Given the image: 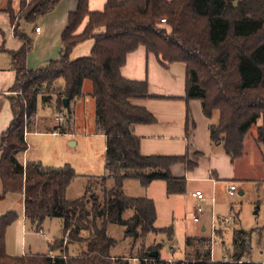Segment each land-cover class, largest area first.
Listing matches in <instances>:
<instances>
[{
	"label": "trees",
	"instance_id": "obj_1",
	"mask_svg": "<svg viewBox=\"0 0 264 264\" xmlns=\"http://www.w3.org/2000/svg\"><path fill=\"white\" fill-rule=\"evenodd\" d=\"M62 1L25 2L19 22L8 9L22 48L8 53L17 80L12 90L16 96L10 99L13 123L0 146V205L10 195L24 196L25 217L38 233L47 220H61L63 230L49 246L48 255L14 258L7 253V234L19 216H3L0 264H118L112 257L118 242L110 237L111 226L125 228L127 237L136 241L151 235L174 239L173 227L156 228L154 201L131 199L124 191L128 181H138L144 188L164 182L168 197L185 196L187 180L176 179L171 170L177 165L189 172L196 168L189 155L166 158L141 153L136 128L156 125L157 120L134 102L154 98L147 82L128 81L122 75L129 56L140 49L156 57L165 69L178 64L186 67L187 101L200 102L209 120L219 113V125L210 127L211 143L223 146L233 163L243 157L255 127L257 143L264 147V0H108L104 13H91V0H80L77 11L69 16L60 58L30 71L35 41L22 31L21 23L34 24L54 13ZM86 20L88 27L79 34ZM89 41L95 42L91 56L72 61L74 51ZM61 81L64 86L58 88ZM86 82L93 85L96 132L107 137L108 175L86 178L90 182L85 196L69 201V189L80 178L72 167L56 169L32 162L24 167L20 157L29 150L26 134L36 123L40 98L50 103L52 98L45 95L58 92L60 113L72 118L71 104L84 98ZM65 100L70 103L67 109ZM60 132L65 133L61 127ZM129 211L133 215L126 219ZM257 234L264 238V230ZM254 236L255 232L236 231L233 256L219 263L213 261L208 240L188 239V248L198 246L196 260L179 264H258L251 261ZM161 249L156 250L157 258H151L155 252L149 251L138 260L169 264L162 262Z\"/></svg>",
	"mask_w": 264,
	"mask_h": 264
},
{
	"label": "crops",
	"instance_id": "obj_2",
	"mask_svg": "<svg viewBox=\"0 0 264 264\" xmlns=\"http://www.w3.org/2000/svg\"><path fill=\"white\" fill-rule=\"evenodd\" d=\"M31 1L0 0V146L4 134L9 131L14 119L10 99L14 96L12 90L16 84L17 74L13 69L12 59L8 53L18 52L22 48V43L15 36L16 26L12 25L11 14L8 12V9H12L19 22L23 3L26 2L29 4ZM79 3L80 0H63L54 13L36 20L34 24H37L38 21H40V24L35 28L32 36L25 32L24 24L27 23H21L22 31L35 41L34 51L30 55L28 62L30 71H38L46 68L51 62L57 61L60 58L62 52V37L67 29L69 16L77 11ZM107 4L108 0H91L89 4L90 12L104 13ZM88 24L89 20H86L80 28L79 34L85 32ZM38 29H41L40 34L37 33ZM94 45V41H89L79 46L74 51L72 61L90 57ZM122 75L128 81L138 83L147 82L150 86V94L154 98L134 102L135 106L145 108L157 120L156 125L139 126L136 128V136L141 140L142 155L144 157L166 158H182L189 155L196 167L192 172H189L187 167L183 165L174 166L171 170L172 175L176 179L187 180V194L185 196L168 197L167 185L164 182H155L148 188L143 187L146 196L145 198L137 199L154 201L158 213V221L156 224L158 230H163L157 227L161 217L158 205L159 200L166 201L165 203L172 208L173 215H176L175 210L177 207L181 208L184 203L191 204V217L193 222L200 224L202 216L198 222L194 220L196 209L199 206L196 198L197 193H203L205 195L207 198V203L205 204H212L211 211L213 216H216V198L221 193L224 185L230 186L228 190L232 186L237 187L238 192L240 194L243 193V196L246 195L245 188L251 187L252 185L257 186L260 191L264 190V147L257 144L256 138L254 139L253 145L251 144V149L248 150L246 141L243 157L233 163L226 155L223 146H215L211 143L210 127L214 126V118L209 120L204 116L200 102L187 101V69L184 65L178 64L169 69H165L160 65L156 57L148 55L145 49H140L129 56L127 65L122 70ZM63 86V84H58V88H63ZM57 102L58 97L54 96L50 102V106L60 112ZM83 104V99L77 100L71 104V109L73 108L78 111ZM61 114L64 115L65 122H67V113L62 112ZM60 127L64 129V134H61ZM80 132V137H90L89 139H100L104 141L107 154L106 136L98 134L97 132L92 133L93 135H84L82 134V130ZM76 133L77 129L72 127L69 122L65 126L62 125L59 127L55 123H50L49 126L43 129L41 120L38 119L37 115L35 125L26 134V142L29 150L20 157V163L24 167L31 162L44 165L42 159H33L31 156L36 144L31 145V138L38 139V142L44 137L69 139L71 136H76ZM68 142L74 148L79 146V143H74L75 141L71 142L69 140ZM87 162L90 165L92 164L90 160H87ZM66 166L75 168L74 170L76 172V166L73 162L67 163ZM107 175L106 160L105 177ZM78 176L80 178H101ZM19 197L18 203H21L22 211L21 215L16 213L19 216V221L8 231L7 253L14 258L46 256L49 254V246L55 241H49V237L45 231L46 224L43 226V232L38 233L36 227L26 219L25 198L24 196ZM5 203H7L6 200L0 205V219L9 213H14L13 207L15 203L9 202L3 208L2 205ZM232 211H234V208H232ZM218 216L220 215L218 214ZM239 217V215L236 217L237 221H239ZM58 221L60 222H57V227H60V232H62L63 222L61 220ZM263 230L264 227L247 231L255 232L252 242L253 250L251 261L258 264H264L262 260H255L257 249L264 245V238L257 233ZM201 231L202 234L207 233L205 227ZM204 238L199 235H193L187 238V240ZM54 239L56 240L57 237H54ZM45 243L49 246H46ZM72 251L77 254L76 248H73ZM136 261L134 260L133 262L136 264ZM224 261L229 260L225 259Z\"/></svg>",
	"mask_w": 264,
	"mask_h": 264
},
{
	"label": "rangeland",
	"instance_id": "obj_3",
	"mask_svg": "<svg viewBox=\"0 0 264 264\" xmlns=\"http://www.w3.org/2000/svg\"><path fill=\"white\" fill-rule=\"evenodd\" d=\"M40 24V21L34 25L24 24L25 32L32 36L35 28ZM75 61V60H74ZM63 84V81L60 82ZM46 93V91H45ZM58 92L46 94V98L50 99L56 96ZM16 96V95H14ZM13 96V97H14ZM84 104L77 111L71 109L73 117L67 116V122L77 129L76 136H71L69 139H57L53 137H44L38 142V139L31 138V145L35 144L33 148V159H42L44 165L56 169L64 168L67 163L73 162L76 166V172L81 176L105 177L106 175V150L105 143L100 139H89L90 137H80L79 133L93 135L96 129V101L93 98V85L91 82H86L84 87ZM81 102V101H80ZM62 114L55 108L50 106V103L44 101L41 97L38 108V119L41 120L43 129L49 126L50 123H55L57 126H65L57 122ZM220 121L219 113L214 116V126H218ZM260 126V124H259ZM81 128V129H80ZM79 137H78V136ZM258 138V127H255L247 137V149H251L254 139ZM75 141L79 143L77 148L70 146L68 141ZM257 141V140H256ZM258 144V143H257ZM259 145V144H258ZM87 160H90V165ZM75 169V168H74ZM90 180L85 177L79 178L70 189L69 201H76L85 196L86 188ZM229 185L222 187L221 193L216 198V216H213L211 207L212 204H204V214L201 217L200 224H195L191 217V204L184 203L181 208H176V215L172 214V208L165 202L159 200V211L161 217L157 227L160 229L174 228L175 237L170 240L168 235H151L146 241H136L126 235V229L119 226L110 227V237L118 242V245L112 251V257L116 258L118 264H141L138 259L146 252H156L159 247H162L160 255L162 262L169 264H179L186 262H194L196 260V252L198 246L188 249L186 240L193 235L205 237L213 249V261L223 262L225 259L230 260L233 256V244L235 231L245 230L253 231L264 227V190L252 185L245 188V196H241L237 192L235 197L229 194ZM242 189L241 187H239ZM128 198L137 199L145 198V191L143 186L138 181H128L124 189ZM19 196H8L6 202L2 207L13 202L14 213L20 214L22 211L21 203H18ZM234 208V211H232ZM218 214L220 216H218ZM132 211L126 215V219L131 218ZM239 221L236 220L237 216ZM215 217V218H214ZM230 220V225L223 223L225 220ZM58 220H48L45 223V231L49 237V241H55L54 237L59 239L61 237L60 227H57ZM207 229L206 234H202V228ZM218 233H221L219 236ZM51 243V242H50ZM46 246H49L45 243ZM179 246L181 251L173 253L172 247ZM48 248V247H47ZM263 255L261 256V254ZM256 261H264V245L257 249L255 255Z\"/></svg>",
	"mask_w": 264,
	"mask_h": 264
},
{
	"label": "built area",
	"instance_id": "obj_4",
	"mask_svg": "<svg viewBox=\"0 0 264 264\" xmlns=\"http://www.w3.org/2000/svg\"><path fill=\"white\" fill-rule=\"evenodd\" d=\"M163 23H166V21H163ZM37 33L40 34L41 33V29H38ZM57 122H59L60 124H64V122H65L64 115H62L61 118L57 119ZM237 192H238V188L235 187V186H232L231 189H230L231 196L235 197ZM196 198H197V200L199 202V206L196 209V214H195L194 220L196 222H198L200 217L204 214V204L207 203V198L205 197V195L203 193H197L196 194ZM230 222L231 221L229 219L223 221V223L226 224L227 226L230 225ZM180 251H181V249H180L179 246H175V247L173 246L172 247V252L173 253L180 252ZM52 258H55V257L53 256ZM226 262H228V261H226Z\"/></svg>",
	"mask_w": 264,
	"mask_h": 264
},
{
	"label": "water",
	"instance_id": "obj_5",
	"mask_svg": "<svg viewBox=\"0 0 264 264\" xmlns=\"http://www.w3.org/2000/svg\"><path fill=\"white\" fill-rule=\"evenodd\" d=\"M64 104H65V108L67 109L70 105L69 101L68 100H65L64 101ZM241 195L243 196V193H241ZM159 256V252H155L153 254H151V258H157Z\"/></svg>",
	"mask_w": 264,
	"mask_h": 264
}]
</instances>
